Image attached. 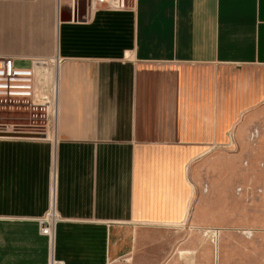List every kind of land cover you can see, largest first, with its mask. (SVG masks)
Wrapping results in <instances>:
<instances>
[{
	"label": "crops",
	"instance_id": "crops-1",
	"mask_svg": "<svg viewBox=\"0 0 264 264\" xmlns=\"http://www.w3.org/2000/svg\"><path fill=\"white\" fill-rule=\"evenodd\" d=\"M0 55L53 87L0 131V264H153L264 105V0H0Z\"/></svg>",
	"mask_w": 264,
	"mask_h": 264
},
{
	"label": "rangeland",
	"instance_id": "rangeland-1",
	"mask_svg": "<svg viewBox=\"0 0 264 264\" xmlns=\"http://www.w3.org/2000/svg\"><path fill=\"white\" fill-rule=\"evenodd\" d=\"M17 65L28 67L30 62ZM43 76L38 83L40 89L47 83ZM7 123L12 124L13 135L31 136L43 130L42 121L31 120L24 109L0 110V131ZM216 155L215 183L202 187L211 200L200 202L202 211L211 207V216L207 211L206 216L192 218L177 233L154 237L147 261L264 264V105L244 117L235 130L232 146ZM225 161L232 165L231 171L226 172Z\"/></svg>",
	"mask_w": 264,
	"mask_h": 264
},
{
	"label": "built area",
	"instance_id": "built-area-1",
	"mask_svg": "<svg viewBox=\"0 0 264 264\" xmlns=\"http://www.w3.org/2000/svg\"><path fill=\"white\" fill-rule=\"evenodd\" d=\"M92 6L105 5L109 8H121L125 0H89ZM15 56L0 55V110L49 107L52 104V87L48 85V72L41 70L47 65L46 59L31 58L30 66L17 65ZM40 75L47 83L39 87ZM48 90V93L45 92ZM48 223L43 232L49 233Z\"/></svg>",
	"mask_w": 264,
	"mask_h": 264
}]
</instances>
